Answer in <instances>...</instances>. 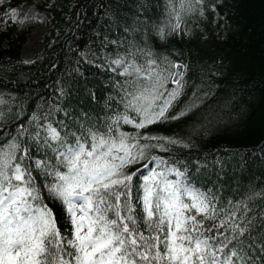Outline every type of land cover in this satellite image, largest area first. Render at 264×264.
Returning a JSON list of instances; mask_svg holds the SVG:
<instances>
[{
    "label": "snow or ice",
    "instance_id": "6c2138e0",
    "mask_svg": "<svg viewBox=\"0 0 264 264\" xmlns=\"http://www.w3.org/2000/svg\"><path fill=\"white\" fill-rule=\"evenodd\" d=\"M169 3L176 22L161 38L180 31L186 0ZM119 20L122 34L102 37L117 77L103 108L30 112L0 141V264H264V192H233L219 175L202 186L192 172L209 166L175 154L189 145L142 131L188 116L202 95L192 85L183 100L187 65Z\"/></svg>",
    "mask_w": 264,
    "mask_h": 264
},
{
    "label": "trees",
    "instance_id": "16d2710c",
    "mask_svg": "<svg viewBox=\"0 0 264 264\" xmlns=\"http://www.w3.org/2000/svg\"><path fill=\"white\" fill-rule=\"evenodd\" d=\"M7 1V6L17 7L25 0ZM172 2L179 4V0ZM119 4L117 13L115 0H50L45 11L52 27L51 41L31 63L20 58L27 31L9 23L0 32V98L7 101L0 105V141L30 112H47L55 104L77 111L103 108L115 91L117 77L107 68L105 58L111 53L101 46L102 37L122 34L124 21L119 17L130 26H135L133 21L143 25L142 42L153 51L187 65L186 76L194 73L196 85L205 87L198 90L201 95L207 92L202 102L230 96L231 105L241 109L239 127L251 124L264 130V0H203L202 4L186 0L180 31L169 32L166 38L156 29L167 31L165 25L176 22L166 11L172 7L169 0H119ZM197 16L202 18V32ZM61 89L67 94L62 96ZM93 94L98 100L92 99ZM62 116L53 112V119ZM170 123L142 131L181 139L167 130ZM123 130L133 131L127 125ZM236 132L243 135L245 131ZM233 133L219 130L194 141L181 139L189 146L178 148L175 154L188 161L191 169L209 166L192 172L202 186L218 184L219 175L233 192L237 186L243 192H264V139L242 144L243 137L234 138Z\"/></svg>",
    "mask_w": 264,
    "mask_h": 264
},
{
    "label": "rangeland",
    "instance_id": "374dc122",
    "mask_svg": "<svg viewBox=\"0 0 264 264\" xmlns=\"http://www.w3.org/2000/svg\"><path fill=\"white\" fill-rule=\"evenodd\" d=\"M6 3H8L7 0H0V32L6 30L9 23H14L18 30L27 31L26 41L20 51V58L24 63H31L41 55L45 46L51 41L52 27L49 24L48 15L45 11V8L50 4V0H25L17 7L7 6ZM201 20V16H197L195 19L197 28L199 27L202 32ZM215 33L219 34L217 30ZM224 34L225 31L220 33L222 36ZM185 73L187 75L186 69ZM186 75L185 79L188 77L189 84L186 89L188 95L183 97L184 100L189 99L194 90L192 85H196L197 81L194 73ZM196 86H198L197 91L205 89L200 83ZM201 92L203 94L207 93L206 91ZM209 92L212 93L211 98H214V93L211 90ZM231 102L232 98L227 95H222L217 102L215 100L211 101V99L207 102L201 101L199 108L190 112L188 116L179 121H170L171 123L166 125L169 128L167 130H172L175 137H179L185 141L188 139H190L189 141H194L196 138L202 139L219 130L226 134L235 132L232 134L234 138L243 137L245 140L242 144H256L258 141L264 139L263 129L251 126V124H244L239 127L241 109L233 107ZM178 110L176 109V111ZM156 125L164 124L160 123ZM156 125H152L150 128ZM239 128L245 131L243 135L236 132ZM235 142L238 143L239 141Z\"/></svg>",
    "mask_w": 264,
    "mask_h": 264
}]
</instances>
